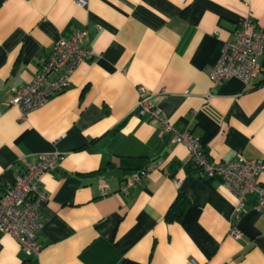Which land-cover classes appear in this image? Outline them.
Listing matches in <instances>:
<instances>
[{"label":"crops","instance_id":"0c3cea01","mask_svg":"<svg viewBox=\"0 0 264 264\" xmlns=\"http://www.w3.org/2000/svg\"><path fill=\"white\" fill-rule=\"evenodd\" d=\"M246 16L264 27V0H0V195L28 162L62 155L40 179L47 200L37 207L42 248L32 264H264L257 194L236 213L228 184L201 173L186 144L135 110L142 85L211 159L264 158V54L247 84L231 77L214 85L208 76ZM78 27L94 57L22 117L12 88ZM153 163L140 184L120 191L125 174ZM179 194L189 203L168 221ZM24 258L0 231V264Z\"/></svg>","mask_w":264,"mask_h":264},{"label":"built area","instance_id":"2783aa9c","mask_svg":"<svg viewBox=\"0 0 264 264\" xmlns=\"http://www.w3.org/2000/svg\"><path fill=\"white\" fill-rule=\"evenodd\" d=\"M82 6L86 0H77ZM85 28H75L69 36L61 37L50 54L42 59L40 71L26 84L14 86L11 103L16 104L24 117L29 111L44 105L53 95L65 90L70 84V76L78 64L92 59L94 54L84 45ZM264 54V27L256 25L250 16L240 20L232 31V38L222 47L220 57L208 71L214 85L237 77L247 84L260 72L258 58ZM138 102L135 110L147 113L152 122H159L172 142H183L189 150L190 160L206 175H219L228 189L236 196L235 212H240L247 193L257 194V208L264 210V184L259 181L264 172V158L249 159L237 154L235 160L215 161L211 159L202 142L188 130L181 131L164 118L152 100V95L144 86H138ZM62 155L55 151L41 155L28 162L23 171L14 175L13 182L0 195V231L11 234L25 254L22 264H32L42 243L38 231L42 225L38 205L47 200L40 179L44 172L54 170ZM158 163L144 169L129 171L120 184L121 192L140 184L149 173L158 168ZM107 191L102 189V194ZM235 236L239 230L233 229ZM186 264H198L191 258Z\"/></svg>","mask_w":264,"mask_h":264},{"label":"trees","instance_id":"16d2710c","mask_svg":"<svg viewBox=\"0 0 264 264\" xmlns=\"http://www.w3.org/2000/svg\"><path fill=\"white\" fill-rule=\"evenodd\" d=\"M189 203L186 197L179 194L177 200L172 204L166 214V220H178L183 214L187 204Z\"/></svg>","mask_w":264,"mask_h":264}]
</instances>
